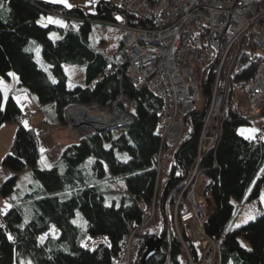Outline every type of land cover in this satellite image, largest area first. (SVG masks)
<instances>
[{
	"label": "trees",
	"instance_id": "16d2710c",
	"mask_svg": "<svg viewBox=\"0 0 264 264\" xmlns=\"http://www.w3.org/2000/svg\"><path fill=\"white\" fill-rule=\"evenodd\" d=\"M118 14H124L129 24L145 23L107 0H100L95 12L47 0H0V79L16 74L18 85L36 96L44 115L46 108L52 107L55 123L61 124L66 105L94 103L107 107L121 93L133 104L132 121L127 125L79 138L64 149L50 169H40L35 131L22 123V111L13 96L7 97L3 107L0 89V126L5 122L18 125L1 162L12 174L1 184L0 195L14 193L20 173L29 171L33 178L30 190L3 213L0 264H21L25 259L31 264H113L123 238L141 222L154 196L165 209L168 193L181 183L197 156L211 96V76L201 85L196 108L185 116L188 132L181 137L175 155L181 174L176 176L171 170L158 199L154 157L161 144L156 123L163 102L147 87L137 88L126 77L109 74L108 61L90 41L94 24L116 23ZM48 15H60L67 23L63 27L42 24L40 19ZM55 31L59 36L52 38ZM38 46L49 71L36 61ZM65 63L84 70L83 85L68 87ZM257 63L256 54H248L239 64L217 141L200 162L207 178L205 190L211 191L213 200V211L204 227L219 245L220 264H264V209L260 203L264 139L245 138L240 133L241 127L253 124V119L246 118V98L242 109L232 103L233 85L238 84L245 96L246 83ZM118 182L125 192L107 195L108 186ZM246 207L252 208L250 215L255 217L237 224L243 214L249 216ZM78 212L84 225L73 222ZM161 235L163 252L146 264H180L182 244L168 237L165 226ZM99 236L105 241L87 246L89 237ZM143 253L139 252L137 264Z\"/></svg>",
	"mask_w": 264,
	"mask_h": 264
},
{
	"label": "built area",
	"instance_id": "2783aa9c",
	"mask_svg": "<svg viewBox=\"0 0 264 264\" xmlns=\"http://www.w3.org/2000/svg\"><path fill=\"white\" fill-rule=\"evenodd\" d=\"M123 10L145 23L117 25L124 33L111 61L106 59L107 70L119 79L126 77L137 88L147 87L163 102L156 123L161 141L154 157L156 187L161 172L167 170L164 159L171 162L174 175L181 174L175 155L186 128L185 116L196 108L201 85L210 76L212 90L194 162L181 183L168 193L165 209L154 196L153 207L123 238L121 252L113 264H137L157 210L164 218L167 234L186 247L187 254L182 253L186 264H220L219 245L204 227L212 213L207 204H213V200L211 191L205 190L207 178L200 162L215 146L234 75L248 54H256L258 63L245 86L246 118L264 114V0H125ZM87 107L103 108V114L97 116L110 122L77 133L70 123L74 134L84 133L80 135L86 137L92 131L121 128L132 121L133 104L124 93L107 107L68 104L62 115L69 108L86 110L94 117ZM32 118V114L23 117L26 121ZM168 179L162 180L163 187ZM97 240L104 242L105 237Z\"/></svg>",
	"mask_w": 264,
	"mask_h": 264
},
{
	"label": "rangeland",
	"instance_id": "374dc122",
	"mask_svg": "<svg viewBox=\"0 0 264 264\" xmlns=\"http://www.w3.org/2000/svg\"><path fill=\"white\" fill-rule=\"evenodd\" d=\"M48 1H52V0H48ZM99 1L100 0H66L65 2H66V4L72 5V6H75V5L82 6L85 8V10L87 12H95L96 6H97ZM107 1L115 3L117 5H121V8L123 10V3L125 0H107ZM95 2H96V4H95ZM60 3H62V2H60ZM91 10H94V11H91ZM57 16H60V15H57ZM40 20H41L42 24H45L46 22H50L52 24H55V25L61 26V27L65 26L67 23V21L65 19L57 18L54 15L44 16ZM116 21H117L116 23L97 22L93 26V31H92L91 37H90V41H91L92 45L94 46V48L98 52H100L102 55H104V57H106V59L108 61H111V59L114 55L115 49H117V47L120 45L122 37H123L124 32H123L122 28L121 27L119 28L117 25H120V24L123 25V24L127 23L124 14H118L116 17ZM58 36H59V33L56 31L51 34L52 38H56ZM35 58H36V61L38 62V64L42 68L49 71L48 64L41 54V47L40 46H38V48L35 49ZM63 69L65 71V74L67 75L68 87L72 88V87H75L77 85H83L84 84V70L80 66H78L76 64L65 63L63 65ZM10 75L15 77L16 82L14 84L13 80L9 81L8 79L1 78V80L5 83V87H4L5 90L13 92L12 96L14 99H16L18 102H20V104L22 106L21 109L23 112H26L27 107L29 109L34 110L36 107V104L38 103L36 96H32V94H30V92L26 88H23L22 86L18 85L19 80H18V77L16 74L11 73ZM233 89L234 90H233L232 103L234 104V106L237 105L236 107H239L242 109V107H244V102H245L244 91L241 89V87L238 84H234ZM201 97H203L202 94H201ZM6 99H7V96H6V93L4 92V95H3V107L4 108H5V104H6ZM203 99H204V97H203ZM73 107L76 108L77 106H73ZM69 110H70L69 108H66L64 110V116L62 115V118H64L63 122L61 124L55 123L52 127H50V129H51L50 132L56 130V134L59 135V137H64L69 142H76L79 138L85 137V136H83L84 133L74 134L69 129V121H68ZM87 111L90 112L89 114H92L94 116L101 115L104 112L103 108H99V107L98 108L87 107ZM52 115H53V119L56 121L57 117H56L55 113L52 112ZM44 116H47V115L45 114ZM253 119H254L253 120L254 124L259 126L262 129V131L259 132L261 134V136L263 135L261 137V139H262L264 137V114H262L258 117H255ZM104 129L105 128H103L101 130H97V131H103ZM113 129H115V128H113ZM94 132L95 131H92L90 134H88L86 136H89V135L93 134ZM187 132H188V126H186V128H185L184 134ZM80 134H83V135H80ZM5 144L6 143H4V141L0 139V182L3 178H5V176L7 175V172H10L12 174L11 170L1 166L2 159L5 156V154L8 152V151H6V148H8L7 150H9V148L12 146V143L8 147H5ZM163 163L166 165L167 170L161 172L160 182L158 183V187H157L158 188V199L160 198V196L163 192V188H164L162 180L165 177L166 178L169 177L170 172H171V162L168 159H164ZM8 177H6L5 180ZM32 179H33L32 175L29 172H22L21 174L18 175L16 188H15L14 193L9 195V196H1L0 195V213L1 214L4 213L7 209H9L10 206L13 204V202L18 201L20 198L24 197V194L26 192H28V190H30ZM124 188L125 187L121 182L114 183L112 185L110 184V186H108V188H107L108 191H106V194L109 195L110 197L113 195H116V194H121V193L125 192ZM155 201H157V200H155ZM160 205L162 206L164 204L161 203ZM207 205L209 207V211L212 212L213 204L208 203ZM151 206L153 207V202H152ZM210 212H209V214H210ZM245 212H247V214L249 216L246 217V215L243 214L240 217L237 224H245L247 221H249L255 217V215H253V214L250 215V213H252L251 207L250 208L246 207ZM205 213H206V211H205ZM73 222L76 224H79V225L85 224V220L82 218V216L79 212L77 213L76 218L73 219ZM163 226H165L167 229L164 218L161 216V214L157 210L155 218H153V220L150 221L149 226H148L149 236L150 235L162 236L161 232H162ZM168 237H173V235H168ZM89 239L91 242V244H89V246L92 247L94 245V243L97 242V239H93L90 237H89ZM183 249H184L183 252L186 255L187 254L185 251L186 247L184 245H183ZM185 255L182 257V254H181V256L179 258V261L181 264H186L184 259H183V258H185ZM21 264H31V262L28 259H25L21 262Z\"/></svg>",
	"mask_w": 264,
	"mask_h": 264
},
{
	"label": "crops",
	"instance_id": "0c3cea01",
	"mask_svg": "<svg viewBox=\"0 0 264 264\" xmlns=\"http://www.w3.org/2000/svg\"><path fill=\"white\" fill-rule=\"evenodd\" d=\"M53 1L62 2L65 6L68 5L65 2L66 0H52V2ZM70 7H72V5ZM91 11H94V10H91ZM54 16L57 18H60V16H57V15H54ZM8 80L9 81L13 80L14 84L16 82L15 77H13L12 75H10ZM4 87H5V83L0 79V89L3 95L5 92L7 97L10 95L12 96L13 92L5 90ZM32 96L34 95L32 94ZM16 102L18 103L21 109L22 106L20 102H18L17 100ZM51 110H52V107L50 106L47 107L46 108L47 116H44L43 108L39 106L38 103L36 104V107L34 110L29 109L27 107L26 112H23L21 109L22 116H25L27 114H32L33 116L31 121L22 120V123L27 127L33 128L36 133V136L38 139L37 140L38 148L40 152V159H39L37 167L40 169H50L59 160L64 149L70 144L74 143V142H69L64 137H59V135L56 134V130L50 132L51 130L50 127H52L55 124V120L53 119ZM17 126L18 125L13 122H5L0 126V139L3 140L4 143H6L5 147H8L12 143L14 136H15ZM252 130H255V131H252ZM260 131H262V129L259 126L255 125L254 121L252 125H248V126L240 128V133L245 138H250V139H255V138L261 139L263 135L261 136V134L259 133ZM262 139H264V137ZM7 149L8 148H6V151H8ZM25 172H29V171H25ZM10 174H11L10 172H7V175L5 176V178L8 177ZM5 178L1 180L0 185L3 183ZM260 203L264 209V190L260 195Z\"/></svg>",
	"mask_w": 264,
	"mask_h": 264
},
{
	"label": "bare ground",
	"instance_id": "6f19581e",
	"mask_svg": "<svg viewBox=\"0 0 264 264\" xmlns=\"http://www.w3.org/2000/svg\"><path fill=\"white\" fill-rule=\"evenodd\" d=\"M108 56V55H107ZM110 120L106 117L91 116L88 115L86 110H69V124H72V130L75 133L82 131L84 129H92L94 127L101 128L106 125ZM4 221L3 213L0 214V223ZM4 225V223H3Z\"/></svg>",
	"mask_w": 264,
	"mask_h": 264
},
{
	"label": "water",
	"instance_id": "95a60500",
	"mask_svg": "<svg viewBox=\"0 0 264 264\" xmlns=\"http://www.w3.org/2000/svg\"><path fill=\"white\" fill-rule=\"evenodd\" d=\"M162 241H163V236H154V235L148 236L140 264H146L147 261L152 256L156 255L159 252H163Z\"/></svg>",
	"mask_w": 264,
	"mask_h": 264
},
{
	"label": "snow or ice",
	"instance_id": "6c2138e0",
	"mask_svg": "<svg viewBox=\"0 0 264 264\" xmlns=\"http://www.w3.org/2000/svg\"><path fill=\"white\" fill-rule=\"evenodd\" d=\"M67 6H69V7H70L71 5H67ZM242 131H243V130H242ZM252 131H255V130H252Z\"/></svg>",
	"mask_w": 264,
	"mask_h": 264
}]
</instances>
